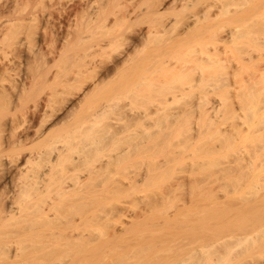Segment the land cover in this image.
<instances>
[{"label":"bare ground","instance_id":"6f19581e","mask_svg":"<svg viewBox=\"0 0 264 264\" xmlns=\"http://www.w3.org/2000/svg\"><path fill=\"white\" fill-rule=\"evenodd\" d=\"M30 2L9 0L4 8L7 12H0V264H91L94 241L99 235L122 240L127 231H132L137 217L131 219L125 206L112 202L107 205L110 208L103 207L98 214L94 207L105 202L104 197L110 192L132 190L154 179L159 171L163 174L159 169L170 160L155 159L156 140L161 137L158 138V127L171 129L173 137L182 135L185 144L183 139L175 142L182 147L198 140L204 129L213 131L212 140L219 142L216 145H235L234 155L218 168V179L235 185L263 169L257 184H251L254 198L250 195V199H243L244 206L254 205L252 210L262 208L264 201L261 204L257 198L264 196V92L259 95L252 91L253 84L246 85L249 89L244 93L245 82H241L243 90L234 85L241 93L229 91L233 98L229 97L227 103L209 95L219 94L212 80L227 87L232 82L236 84L243 72L246 77L250 75L247 73L257 77L256 71L264 69L256 56L264 51V0H77L71 16L77 67L71 76L75 77L70 80L67 73L68 77L62 82L59 79L60 83V71L38 66L55 73L46 71L51 76L45 74L51 78L49 86L55 82L60 86H50L51 90L43 96L37 119L35 112L25 107L29 94L26 85L38 71L34 69L35 73L30 74L33 67L28 63L25 42L28 28L25 31L22 26L20 30V23L14 22L18 17L11 16L21 10L24 15L23 9L31 7ZM47 13L43 9L29 12L39 19ZM250 50L258 51L256 57ZM95 52H99V58H95ZM7 54L15 59L25 58L24 71L28 75L31 70L32 79L27 82L25 73L23 78L16 75L6 62ZM259 61L260 67L256 65ZM250 66L255 67L254 73L246 69ZM242 77L250 82V78ZM88 80L91 84H87ZM113 81L121 82V96L115 95L100 105L89 103L83 110L93 91ZM257 81L259 84L261 80ZM226 117L233 119L232 126L221 129ZM163 132H167L164 137L170 141L168 130ZM120 135L123 146L118 148L114 144ZM161 140L165 145L167 141L161 138L160 143ZM219 146L214 147L219 150ZM106 147L115 149V153H106ZM186 147L181 152L189 145ZM214 147L211 148L215 150ZM181 152L173 150L169 154L176 158ZM127 160L135 161L132 170H126ZM198 162L187 173L202 167L204 161L200 166ZM119 167H125L127 181L114 177ZM186 175L183 176H190ZM251 179L255 181L256 176ZM179 181L177 185L181 184ZM224 183L220 185L222 197L229 193L228 183ZM236 186L239 185L234 189H238ZM232 238L236 247L246 241L259 247L258 241H262L259 249L263 252L252 254L260 259L254 257L253 261L251 257L250 263L264 264V220L253 233ZM229 242L226 248L232 246ZM201 248L194 251L196 257L204 254Z\"/></svg>","mask_w":264,"mask_h":264},{"label":"rangeland","instance_id":"374dc122","mask_svg":"<svg viewBox=\"0 0 264 264\" xmlns=\"http://www.w3.org/2000/svg\"><path fill=\"white\" fill-rule=\"evenodd\" d=\"M8 1L9 0H0V12L2 11V9L4 11L5 10L4 8H7ZM76 1L77 0H31L29 4L31 7H28L27 10H25L26 7L25 9H23L24 15H22V10L20 11L21 14L19 13L17 15L16 13L18 11L11 14V16L14 18L18 17V19H15L14 22L20 23L21 26L20 30L24 27L25 29L23 30L26 31V28H28L26 33L25 31L23 30L22 31L26 34L25 42L28 50V63H30V68L33 67L32 71L28 68L31 71V72L29 71L30 74L32 75V72L33 74L35 73L34 69L40 71L39 73L44 72V74H42L43 75L42 77V75L41 74L39 75L37 71L38 75L37 73L36 75L35 74L32 75L33 76L32 79L29 72H27L29 75L28 76L24 71L25 67L27 66L25 62V58L15 59L12 58L9 54H7V56L4 55L6 62H8L13 67L16 75L21 74L22 76L20 75V77L23 78L24 75L26 74L25 75L26 78L24 77V80L25 79L27 80L28 78L30 80L31 77L32 80L29 81L30 84H27L28 80L27 82L25 81L27 84L26 86L28 87L27 92H29L27 97H25L26 99L25 107L27 105L28 110H31L32 113L35 112L33 116L36 119L38 118V116L36 117L35 115L40 113V109L42 108L41 106H43L44 103L43 96L46 93H48L49 90H51L50 86L53 85L50 84L49 86V81L51 79V78L48 79L50 76L49 75L50 71L54 72L55 69L58 70L55 72L60 71V73H58L59 74L58 80L56 78L57 75L54 76V78L58 82H60L59 79L60 80L63 78L66 79L65 76L68 77V74L70 76L69 77L70 80L72 76L75 77L74 74L71 76L72 74L71 72L74 70L77 71L76 70L77 67L74 61L75 58L74 50L72 48V41H73L72 28L74 23V18H72L73 17L72 11L74 10V6L77 4ZM32 7H34L36 11L32 10ZM41 9L48 12L47 13L48 16L47 15H46L47 17L44 16V19L43 18L41 19L40 16L39 19L29 14L30 11L39 12ZM4 12L6 13L7 11ZM27 15H29L28 17L32 16V18L30 17L29 20ZM24 17L26 19H24ZM20 19H22V21ZM31 32H33V34H31ZM253 51L250 50V52L255 53L254 55L250 52L249 53L254 57L259 56L258 60H260L261 63H263L264 65V51H260L259 52L260 55H258L257 53L258 51L257 52L256 50ZM0 56L3 57V54L1 53V46H0ZM94 56L95 58H99L100 57L99 52H95ZM260 61L256 63V65L258 64L259 67L261 65ZM39 65H43V67L47 65L44 68L48 70H50L52 67H54L55 69L53 68L54 70L48 71L44 69L42 66L38 67ZM48 66H50L51 68ZM254 66L253 67L250 66L251 68L247 67L246 69H250L251 71L249 70V72L256 71V69H253L255 68ZM242 69L240 71L243 72ZM65 70L67 71L65 72ZM259 70L256 71V73H259L257 77L254 76V74L251 77L252 73H247V75L250 74L249 77L248 76L246 77V72L245 74L244 72L243 74H240V77H242V75H245L244 78H248V79L250 78L249 81L251 83L247 82L246 79L243 80L242 79L243 77L241 79L240 77L239 78L237 77L238 80L236 79V81L238 83L236 82V84H233L232 82L230 86L225 87V86H220V82L212 80L211 82L214 85H216L217 87L216 90H218L219 94L212 93V96L210 94L209 98L212 97L213 99V96L215 95L214 100H220L226 102V100L228 99L227 102H229L230 100L229 97L233 98L232 96L233 93L235 92L237 93L243 90L242 86L245 87V90L242 91L245 93V91H247L246 89H249V87L253 84L255 88L257 87L256 89H258V87L261 88H259L256 91V89H254V87L252 86L250 87L252 88V91L257 92L259 95H263L262 93L264 92L263 90L264 85L262 87L261 84L264 83V69L263 70L261 69L260 71ZM46 71H48L49 73ZM46 73H48L47 75L49 76L45 75ZM256 73L255 75H257ZM260 73L262 75H260ZM253 77H255L259 81L260 80L263 81L262 82L260 81L261 84L259 82L260 84L259 85L257 83L258 81L254 78V80L256 81V83H254L253 82L254 80L252 81ZM55 79H53L54 82ZM77 80H79V78H77ZM58 82H55L52 88H54L55 85L56 87L57 86L59 87L60 86L59 84L62 82V80L60 83ZM86 82L87 81L84 82L85 85ZM241 82L242 83L245 82V85L243 83L242 86L241 85L239 86ZM246 82L250 85H248ZM87 84H91L90 81L87 82ZM237 84H238L237 88L238 89L242 88V90L239 89V91H237V89H235ZM246 85L249 87L247 88ZM121 88L122 87L120 81H116V82L113 81L101 85L95 91L92 92L91 96L89 97L88 103L83 108V110L86 109L89 103L93 104L92 106H94L95 103L100 105L101 103L106 102L109 98H113L115 95L121 96L122 93ZM222 90L225 95L224 94L221 95ZM229 91L233 92L232 94L230 93L231 96H229L228 94ZM263 96L262 97L259 96V97L264 98ZM35 104H37L36 106L38 107V109L36 106L33 107ZM260 104L262 105V103ZM16 112L19 113L21 111H16ZM261 117L263 119L264 114H262ZM232 122H233L232 118L226 117L223 120V122L220 124L221 129L230 128L232 126L231 125ZM155 128L157 129V127H153L152 129L154 130ZM157 130H159L157 133L158 138L159 136L161 137L156 141L158 140L160 141V139L162 138L165 140V142L167 141L169 144H167L166 142V144L164 145V141L161 140L163 144L158 141L157 148L154 151L155 159L158 162L168 159V161L170 160V162L165 164L166 169L164 168L165 167L164 165L159 169L163 171V174L162 172L159 171V175H157L158 177L156 176L152 180L145 181L139 184L138 186L132 188V190L128 189L130 190L129 192L128 190L124 191L125 193L119 192L120 194L118 192L116 193L110 192L106 195V197H104V199L105 198L107 199V200L105 199V202L103 201L98 206L95 205L97 206L96 208L94 207L95 213L100 212L103 207H104L103 209H106L105 207L107 205L109 206L111 202L115 203V205L117 204L118 206L121 205L125 206L128 209V213L130 214L131 219L137 217V223L134 225L132 231H127L128 233L126 232L123 235V238L120 241L111 238L109 239L104 235H99L94 241L95 246H94V253L91 264H101V262H103L104 264L105 263L106 264L107 263L108 264L110 263L112 264H249L250 261L251 263H253L254 257H256V256L253 257V255L258 254V252H261L260 249L262 248L260 247L261 246L263 247L262 245L263 242L258 241L259 247L256 246L257 243L254 244L255 246L253 245L256 251V253H254V248L252 247L251 243H249V241L242 242V244L240 243L241 245H238V247H236L235 245L233 246L232 244V242L235 241V239H233L232 237L253 233L254 229L258 227V223L260 224L264 220V208H263L264 204L262 202L264 201V196L261 197L262 199H259L260 197L257 198L258 200L261 201L260 203L263 204L261 206V204L259 203L260 206L262 207L261 208L259 206L261 209L256 207L258 209L255 210L254 208V210H252L254 205L244 206L243 204L244 198H245L244 200H246L247 197L249 199L251 197L254 198V196H252L255 195L254 192H252L254 191L253 190L254 188L252 189L251 184H254V186L257 184L258 175L262 172L263 169L261 171L260 169H257L256 172L253 173L252 176L253 177L256 176L255 181L254 179L253 180L251 179L252 176L246 178L247 179L246 181L244 178H242L241 182L239 180L238 182H236L238 184H235V185H239L236 186L238 187V189L237 188L234 189L233 187L235 186L234 183L232 185L231 182L230 185L229 181L228 183L227 180L225 181L222 179L223 181H225L224 183L221 179H218V168L222 164H224L227 160L231 159V157L234 155L233 153H235L234 152L235 145L233 144L230 145L226 142H222L220 145L221 147L219 145H216L219 144V142L218 140L216 141L212 140V137L215 135L213 134V131L204 129L201 137L198 140H196L193 144H189L187 142L188 144H186V146L189 145V147L183 153L181 152V149L187 147L185 145L183 147L176 145V143L177 144L179 143L178 140L182 141L183 139V137L181 138L182 135L173 137V131L171 129L169 130L165 128L163 130L164 131L168 130L169 137H171L169 138L170 139L169 141L167 139L168 137L167 138L164 137L165 133L167 132L162 133L163 130H161L159 127ZM169 131L172 132V134H170ZM121 137L122 135H120V137L116 139V142L114 144L118 148L123 146V143H121L122 141ZM182 142L185 144L184 139ZM79 144L80 143H78L77 145L80 146ZM160 144L161 146L158 147V145ZM253 144L255 143L253 142ZM210 145L212 148L214 146L217 147L219 146L221 149L218 148L219 150H217L214 147L215 150H213L211 147H209ZM109 146L110 148H112L111 145ZM258 146L259 145L256 144L257 148ZM35 148H38L37 144L35 145ZM108 149L107 147L106 150L104 149L106 153L107 152L108 154L109 152L115 153L114 152L115 149L113 151ZM173 150L176 152L180 151L183 154L180 153V155L176 158L174 157L175 155L170 156L172 154H169V152ZM165 157H167V159ZM104 158L105 156H103L102 159ZM127 161H125L126 164L124 165L126 167V170L127 169L132 170L134 168L133 164L135 163V161L134 162L131 161L127 162ZM196 162H198L197 164L202 162L204 164L202 163L201 165L202 167H200L202 169V172L200 168H198L200 170L199 173L196 172V170L198 171L197 168L194 171L195 173L191 170L192 171L191 174L192 175L195 174V176H197L195 177L193 175L195 178H198V176H200V178L195 180V178H193L191 174L187 173V171L192 168H195ZM198 166H200V164ZM125 167H121V168L119 167L117 170H115L117 172H115L114 177L115 176H116L115 178H117V176L119 177L116 180L120 179L122 181H127L124 178ZM258 170L260 171L259 173ZM184 174L190 175L189 177L191 176L192 177L190 179L189 177L185 178L183 176ZM121 176L122 178H120ZM183 178L185 179L183 180ZM179 180L181 181V184L177 185ZM229 180L232 181L231 179ZM247 181H249L248 186H247ZM222 183L224 184L228 183L227 189H229V193L225 197H222L224 195L220 189V185ZM241 183L244 184L241 185ZM231 189L233 190V192H231L232 191ZM250 191L251 193H249ZM246 192L248 194H246ZM229 195H232V197ZM250 195L251 197H249ZM228 197L229 199H223ZM222 200H224V202ZM258 200L254 202L257 204V202H259ZM240 203H242V205ZM255 206H258V204ZM244 207H246L247 209ZM143 208L146 209L144 213L142 212ZM226 242H229L232 245V246L229 245L230 247H236V248L230 249L229 246L226 248L225 246L227 244ZM260 243L262 244L260 245ZM201 247H203L204 249L203 250L204 254H202L203 256L200 255V257L199 255H197L196 257L194 251L198 250ZM228 248L230 250H228ZM256 248L257 249L260 248L259 251H257ZM200 250L198 251L199 253L201 252ZM251 257L253 258V261L251 260ZM197 258L199 261L196 260Z\"/></svg>","mask_w":264,"mask_h":264}]
</instances>
